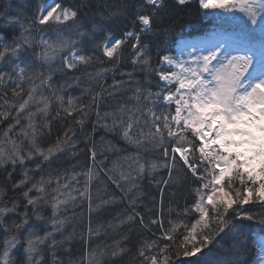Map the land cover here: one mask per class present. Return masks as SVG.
<instances>
[{"label":"snow or ice","instance_id":"obj_1","mask_svg":"<svg viewBox=\"0 0 264 264\" xmlns=\"http://www.w3.org/2000/svg\"><path fill=\"white\" fill-rule=\"evenodd\" d=\"M198 5L217 28L239 20L244 35L188 41L171 29L165 0H43L34 12L30 0H0V264H102L125 254L119 243L91 247L101 231L93 212L117 204L124 211L108 228L135 225L156 237L140 241L137 264H251L253 251L264 264V215L245 208L264 207V0ZM171 35V43L161 40ZM53 120L70 123L41 147ZM107 151L118 153L111 166ZM151 153L159 155L149 160ZM160 168L167 178L157 180ZM145 180L159 195L150 216L138 210ZM181 182L192 185V203L167 206L166 215L165 189ZM7 190L19 195L9 199ZM84 205L85 252L73 261L76 209Z\"/></svg>","mask_w":264,"mask_h":264},{"label":"trees","instance_id":"obj_2","mask_svg":"<svg viewBox=\"0 0 264 264\" xmlns=\"http://www.w3.org/2000/svg\"><path fill=\"white\" fill-rule=\"evenodd\" d=\"M43 2V0H30V12H34L37 4ZM112 3H119V0H111ZM166 7H167V12L169 14L170 20H171V29L175 34H180L183 36H197L198 34L205 33L207 30L211 28H216V29H221L225 32H229L233 35H239L243 36L244 34L241 31L240 28V21L239 20H231L227 23H224L222 27H215L212 25V22L208 19H205L203 17V12L200 10L199 5H198V0H191L190 5L188 6H176V0H165ZM219 11V10H217ZM91 15V13H89ZM47 31V29H46ZM175 39V35H171L169 37H162L161 40L165 41L167 43H171ZM164 45L162 44L161 47ZM125 68L124 70L131 71V65L128 63L132 56V50L125 46ZM97 55H100L97 53ZM153 59H156L155 52H153ZM103 59V57H101ZM110 65L108 64H103V65H97V67H109ZM90 71L92 69H89ZM108 82L111 83V78H108ZM75 95H79V92L74 93ZM87 99V98H85ZM55 108L56 105H52V115H55ZM107 110V109H106ZM91 120L94 121L95 117H91ZM91 122V121H90ZM67 123L70 122H65L64 120H53L52 121V134L46 137H43L40 140L41 147H48L49 145L55 143L56 136L62 134L63 129L67 126ZM91 132V128L87 127L85 129V133ZM101 135H104L102 131H98L96 134V139L99 141V137ZM83 138V135L81 136ZM106 140L113 141V143L117 144L118 147L120 148H125L127 147L129 152L134 151L135 149L132 148L131 146H127L123 140H118L111 134L107 135L105 137ZM83 147V145H81ZM101 147H105L101 145ZM106 155L108 156V160L106 163H108L109 166H111V161L116 158L118 153L107 151ZM158 153H151L146 156L147 159L149 160H155L156 157L158 156ZM70 162H75L72 157H67ZM87 156L83 153L80 154L79 156V161L81 165L86 164L87 162ZM159 162V161H157ZM68 165L66 164L65 167ZM31 167V165H30ZM156 179L159 180L160 178H167V170L160 168L157 170V172L154 174ZM16 179H19L20 176L17 174ZM39 177H37L38 179ZM0 183H2V178H0ZM192 185L191 184H184L181 182V184L171 188V189H165V213L167 215V206H171L172 209H182L185 207L186 204L192 203V196L189 194V190L191 189ZM101 188H103V185H101ZM95 190V186H94ZM111 190V189H109ZM143 191L145 193L141 207L138 208L139 211H142L143 214L146 216H150L151 213L149 212V209L153 208V198H155L157 201L159 200V195H158V189L154 183H149L148 180L144 181L143 184ZM172 192H177V196H171L170 193ZM6 195L9 199L13 198L14 196H18L19 193H13L11 190L6 191ZM245 208L253 213H256L258 215H264V207H261L259 204L255 205H246ZM124 208L123 206H120L119 204L113 205L112 207L105 209L101 211L100 213L93 212L92 214V227L96 228L99 227L101 229L100 235L99 236H93L92 241H91V247L96 248L99 246V248H104L105 245H114L119 243L121 247H127L128 251L114 259H109L108 257H105L102 261V264H137V249L139 247L140 241L141 240H153L156 237L152 236L148 233H146L142 228H139L135 225H133L131 228L128 226H121L119 228H116L115 230L108 228L107 225L109 222L116 224L119 223L118 220L114 219L117 216V213L123 212ZM76 213L78 214V219L75 220V232H76V238L72 240L71 242V248H72V254H71V259L73 261L79 260L85 252V248L82 245L80 239H79V234L82 232H86V229L88 227V215H87V206L84 205L83 207L77 208ZM52 212L51 208L48 207L45 210V216L46 217H51ZM68 215H72V212L69 211ZM175 219V212H173L172 217ZM13 219H16L14 216H6L4 217V220L7 223H11ZM248 223V222H246ZM72 226L69 225L66 227V232H71ZM155 231V229H154ZM43 235V231L40 233ZM124 235L128 236L127 241H123L122 237ZM156 235H159L157 232ZM58 238L59 235H58ZM219 239V238H217ZM3 241V233H0V243ZM211 247V246H210ZM213 253L219 254V255H224V253L221 251L219 246L214 247ZM207 251V249H205ZM21 254L18 252L17 257L15 259H20ZM50 261V257H48ZM64 259L67 261L69 257L65 256ZM249 261L251 264H255V253L253 251L252 254L249 255L248 257ZM181 260H186V261H195L196 257H181ZM179 264V262H178Z\"/></svg>","mask_w":264,"mask_h":264},{"label":"rangeland","instance_id":"obj_3","mask_svg":"<svg viewBox=\"0 0 264 264\" xmlns=\"http://www.w3.org/2000/svg\"><path fill=\"white\" fill-rule=\"evenodd\" d=\"M215 37V39L219 40V39H228L226 38L224 35H220V33L217 35V34H212L210 36H206V37H201L199 38L198 40H188V41H192V42H199V41H202V40H206V39H210V38H213ZM257 51L259 50V47H260V44L258 45H255ZM258 58V57H257Z\"/></svg>","mask_w":264,"mask_h":264}]
</instances>
